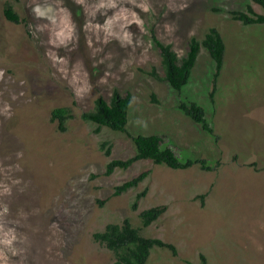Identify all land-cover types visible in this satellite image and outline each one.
<instances>
[{"label":"rangeland","instance_id":"obj_1","mask_svg":"<svg viewBox=\"0 0 264 264\" xmlns=\"http://www.w3.org/2000/svg\"><path fill=\"white\" fill-rule=\"evenodd\" d=\"M247 3L264 13L253 0H0V264H113L92 235L125 218L176 247H153L147 264H198L201 254L208 264H264V23L232 14ZM6 4L21 22L5 17ZM210 27L225 42L214 102L204 48L180 92L151 74L163 75L154 38L180 58ZM114 90L131 94L130 135H162L179 159L212 168L140 159L105 175L109 160L135 153L133 142L97 132L82 114ZM181 100L205 107L217 137L179 110ZM60 107L71 113L64 130L51 120ZM156 205L167 209L143 227L140 212Z\"/></svg>","mask_w":264,"mask_h":264},{"label":"trees","instance_id":"obj_2","mask_svg":"<svg viewBox=\"0 0 264 264\" xmlns=\"http://www.w3.org/2000/svg\"><path fill=\"white\" fill-rule=\"evenodd\" d=\"M264 9V0H253ZM233 18L241 21L243 24H261L264 23V13L255 12L252 4L247 3L244 11H232ZM5 17L15 23L21 22L22 18L14 11L11 4L4 7ZM154 42L159 48L161 56V67L163 75L158 76L155 70L151 74L156 78L163 80L168 85L180 92L185 87L190 78L192 69L196 63L201 48H204L214 63V71L212 76V90L210 97L214 102V93L217 88V78L220 75L224 65L225 42L218 29L210 27L204 34L202 39L191 38L188 43V49L184 56L178 57L170 45H165L154 38ZM152 100L156 101L153 95ZM131 103V94L119 93L114 90L109 101L102 97L95 100V106L92 111L85 112L82 117L97 125V132L102 127H107L113 131L127 133L131 138L135 153L125 159L112 158L105 165V175H110L115 169H127L133 163L140 159H149L154 164H163L174 169H186L193 164L199 163L202 169L210 170L205 159H186L181 160L175 153L173 146L164 145L165 141L162 135H130L126 126L128 123V110ZM180 111L189 116L194 122L200 123L202 128L209 134L216 136L213 126L207 120L205 115V107L200 103L191 100H181L178 105ZM71 117V113L66 107L55 108L52 111L51 120L58 119L61 130L65 129L64 122ZM217 137V136H216ZM167 139V138H166ZM104 143H102L103 145ZM106 155L111 154L110 147L105 151ZM150 173L149 169L143 170L136 176L118 184L114 191V195L121 194L130 188L136 187ZM146 194V190L136 195L132 205L136 209L138 200ZM201 199L204 195H200ZM102 203V201H100ZM203 205V201L201 202ZM167 209L166 205H156L140 212L142 226L147 227L157 218H159ZM93 239L111 250L114 254L113 264H147L150 251L153 247L169 249L172 254H176L177 250L174 244L163 241L160 238L145 237L139 232V228L132 226L128 218L123 219L120 223H108L104 230L93 233ZM201 262L198 264H208L205 256L200 255Z\"/></svg>","mask_w":264,"mask_h":264}]
</instances>
